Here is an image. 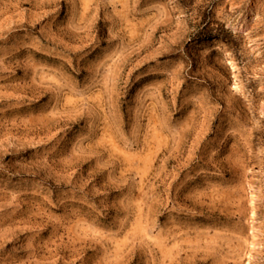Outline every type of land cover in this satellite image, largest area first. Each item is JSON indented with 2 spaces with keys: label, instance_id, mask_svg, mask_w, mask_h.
I'll use <instances>...</instances> for the list:
<instances>
[{
  "label": "rangeland",
  "instance_id": "rangeland-1",
  "mask_svg": "<svg viewBox=\"0 0 264 264\" xmlns=\"http://www.w3.org/2000/svg\"><path fill=\"white\" fill-rule=\"evenodd\" d=\"M0 264H264V0H0Z\"/></svg>",
  "mask_w": 264,
  "mask_h": 264
}]
</instances>
